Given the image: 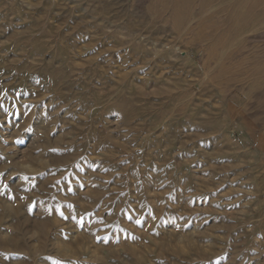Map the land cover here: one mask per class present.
<instances>
[{
  "label": "rangeland",
  "instance_id": "rangeland-1",
  "mask_svg": "<svg viewBox=\"0 0 264 264\" xmlns=\"http://www.w3.org/2000/svg\"><path fill=\"white\" fill-rule=\"evenodd\" d=\"M0 264H264V0H0Z\"/></svg>",
  "mask_w": 264,
  "mask_h": 264
}]
</instances>
